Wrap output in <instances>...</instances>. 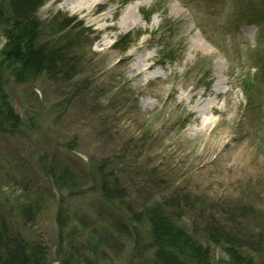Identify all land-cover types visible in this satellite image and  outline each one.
Masks as SVG:
<instances>
[{
  "label": "rangeland",
  "instance_id": "rangeland-1",
  "mask_svg": "<svg viewBox=\"0 0 264 264\" xmlns=\"http://www.w3.org/2000/svg\"><path fill=\"white\" fill-rule=\"evenodd\" d=\"M92 1L49 0L38 14L45 22L70 18L78 28L75 75L57 70L18 83L0 62L21 119L0 131V225L11 230V248L32 238L47 244L54 264L73 252L97 264H157L139 214L172 197L166 213L180 214L210 247L211 263L234 264L202 237L213 219L234 224L225 229L253 243L242 251L264 264V72L255 68L253 46L224 28L240 21L239 13L220 14L231 0H197L191 8L185 0ZM137 1L133 16L143 25L122 28L125 9ZM197 42L214 51L203 53ZM103 163L109 198L93 177L105 174L93 171ZM64 166L75 173L72 191L51 176Z\"/></svg>",
  "mask_w": 264,
  "mask_h": 264
},
{
  "label": "trees",
  "instance_id": "trees-1",
  "mask_svg": "<svg viewBox=\"0 0 264 264\" xmlns=\"http://www.w3.org/2000/svg\"><path fill=\"white\" fill-rule=\"evenodd\" d=\"M46 1L0 0V31L2 32L0 39L6 40L4 47L0 50V62L6 64L4 68L13 69L14 79L18 83L29 82L45 72L48 75L57 70L64 71L65 76L75 75L76 64L72 62L71 50L72 42L79 32L78 28L74 27L72 20L67 17L61 21L59 19L48 22L41 21L38 14ZM63 35L64 37H62ZM2 66H0V131L11 132L19 126L21 119L11 102V97L6 92ZM104 164L106 163L94 165L93 171L100 170ZM100 171L106 172L105 169ZM51 176H54L53 180L59 186H65L70 191L74 189L75 173L70 168L55 167ZM108 176L106 173L102 175L100 172H98V177L93 176L98 178L99 189L101 192L103 191L104 197H108L109 193ZM114 182L117 181L114 180ZM116 191L124 192L125 189L122 187L120 191L114 190V192ZM171 198H168V203L154 202L144 205L141 214H139V216L145 215L143 220L148 224L146 227L151 229L147 246L149 250H154L153 263L213 264L211 263L210 247L204 244L192 230L188 232L185 229V226L181 224L182 216L166 213ZM26 213L27 220L33 216L31 208H27ZM57 219L63 231V227L66 225L61 213L57 215ZM125 219L128 225H133L132 213H126ZM219 224L216 225L214 220L210 219L202 229V237L207 242L225 249L234 264H258L251 256L242 251L250 245L254 246L253 243L231 236L225 226H231L229 229L231 231L236 229L233 227L234 224L225 223V226ZM9 232L11 230L7 226L0 225V264H54V260L50 256V248L43 241L31 238L28 241L15 242L16 246L13 248L12 244L11 248L12 236ZM89 246H92V251L96 254L97 251L93 244L88 243L85 247ZM237 248L242 252L239 253ZM73 249L76 250L75 245ZM73 253L62 255L57 259L58 264H97V257L92 259L93 257H90L89 253L85 256L84 253Z\"/></svg>",
  "mask_w": 264,
  "mask_h": 264
},
{
  "label": "bare ground",
  "instance_id": "bare-ground-1",
  "mask_svg": "<svg viewBox=\"0 0 264 264\" xmlns=\"http://www.w3.org/2000/svg\"><path fill=\"white\" fill-rule=\"evenodd\" d=\"M80 3H87L88 0H78ZM104 0H93L92 1V5H96V4H99V3H102ZM106 1V0H105ZM141 6V3L139 1L129 5L122 17H121V27L122 28H133V27H136V26H139V25H143V21L142 19L139 17V16H133V13H135V10L137 11V9ZM177 12V11H175ZM198 43V49H201L203 50V53H208V52H211L212 51V48L209 47L208 45L204 44V43H201V42H197ZM142 66L141 67H144L143 63L139 62ZM219 73H222V71L220 70ZM154 76L158 75L159 74V71H155L152 73ZM152 75V76H153ZM145 79H148V76H145L144 77ZM204 107H207L209 108V104L205 105ZM207 108H205L202 112L204 114H206V111H207ZM214 121L213 119H211V117H209L208 115H204V122L205 123H210ZM64 167H67V166H64ZM55 183V182H54ZM25 206L27 208H31L33 210V203L32 201H29L28 203L25 204ZM57 213H61L59 210Z\"/></svg>",
  "mask_w": 264,
  "mask_h": 264
}]
</instances>
